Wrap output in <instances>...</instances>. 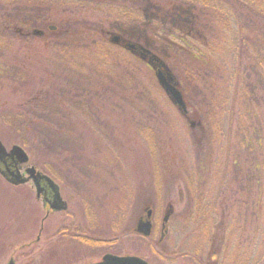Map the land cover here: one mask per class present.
Masks as SVG:
<instances>
[{
  "label": "rangeland",
  "instance_id": "obj_1",
  "mask_svg": "<svg viewBox=\"0 0 264 264\" xmlns=\"http://www.w3.org/2000/svg\"><path fill=\"white\" fill-rule=\"evenodd\" d=\"M62 1L0 11V141L67 206L0 174V264H264V0Z\"/></svg>",
  "mask_w": 264,
  "mask_h": 264
},
{
  "label": "water",
  "instance_id": "obj_2",
  "mask_svg": "<svg viewBox=\"0 0 264 264\" xmlns=\"http://www.w3.org/2000/svg\"><path fill=\"white\" fill-rule=\"evenodd\" d=\"M55 29H56L55 27H51V30H55ZM111 42L115 45H121L122 39L120 36H113L111 38ZM123 47L132 53H137L139 50H142V48H139L131 43L126 45L124 44ZM148 64L151 67H155V65H159V67L163 69V70H159L156 73V77L160 87H162V89L165 91V93L168 95L171 102L175 106L180 107L182 109H186L185 99L182 92L179 89V84L176 80V77L167 69V66L155 57L150 59V61H148ZM28 162H29V157L21 147L15 146L12 148L10 152H8L0 141L1 175H3L5 178L9 180L10 183L16 186L26 184L30 180L33 181L36 187L38 198H40L42 193L44 192L43 186H46L53 194L54 202L51 203L50 205L51 209L56 211L66 210L67 206L61 198L60 188L50 177L37 172L36 169L32 167L27 170V173L29 175L28 178H22L19 171L10 172L9 170V168H12L11 167L12 165L15 169L17 164L25 165L28 164ZM138 232L144 234L145 236L150 235L151 224L147 222L146 224L140 225ZM164 237H165V233L162 234L161 240H163ZM10 264H14V263L11 262ZM95 264H149V263L139 257L116 256V255L108 254L104 256L101 262Z\"/></svg>",
  "mask_w": 264,
  "mask_h": 264
},
{
  "label": "flooded vegetation",
  "instance_id": "obj_3",
  "mask_svg": "<svg viewBox=\"0 0 264 264\" xmlns=\"http://www.w3.org/2000/svg\"><path fill=\"white\" fill-rule=\"evenodd\" d=\"M137 1V2H136ZM133 3H137L138 6H140L143 10H148V11H151V5L153 4V1L152 0H132ZM147 2V3H146ZM143 5V6H142ZM137 11V9H136ZM139 11V10H138ZM134 15H138V17L141 16L140 13H134ZM43 34V33H42ZM10 164V163H9ZM12 168H9L10 172H14V171H19L20 175L22 176V178H27L28 177V174H27V170H28V166H21L20 164H17L16 166V170L14 169L13 165L11 166ZM7 182H9V180L7 178H5L4 176H2ZM31 182V181H29ZM10 183V182H9ZM11 184V183H10ZM44 188V192L42 193L41 195V198H38L39 200H42L43 201V206L45 209H47L48 211V214H50L51 212H53L51 209H50V205L51 203L54 202L53 200V194L51 193V191L49 190V188H47L46 186H43ZM146 212V211H145ZM146 217L147 219L151 220L153 219L152 216H151V212H146ZM169 213L170 211L167 212V214H165L161 220V235L163 233H165V236L167 235V233L169 232V229H168V223H169ZM150 214V216H149ZM143 218V217H142ZM147 219L145 220V223L146 222H150L151 221H147ZM167 219V220H166ZM154 229V220H152V227H151V230L153 231Z\"/></svg>",
  "mask_w": 264,
  "mask_h": 264
},
{
  "label": "trees",
  "instance_id": "obj_4",
  "mask_svg": "<svg viewBox=\"0 0 264 264\" xmlns=\"http://www.w3.org/2000/svg\"><path fill=\"white\" fill-rule=\"evenodd\" d=\"M14 1L21 2V0H0V11H2V10L3 11H6L8 9V7H9V5L13 4ZM25 1H32V0H25ZM41 1L42 0H40V2ZM66 1H62V2H66ZM82 2H84V0H82ZM93 2L95 3V1H93ZM43 3H45V2H43ZM90 3H91V1L89 2V4ZM218 6H219V3L216 4V7H218ZM20 8H21L20 9V12L18 13V16L20 17V19L23 18L24 16H27L29 13H31V10L30 9H27L26 7L20 6ZM127 8H126V10H127ZM133 10H135V9H133ZM131 13L132 14H134V13H137L138 14L139 12L135 10V11H133ZM29 20H26V21H29ZM4 31H5V29L3 27H0V34L3 33ZM50 33H53V32L50 31ZM166 38H167L166 41L171 40V42H172L171 44L172 45L175 44L174 41L171 39V37L168 38V36H166ZM52 136H54V137H50V139L52 140V142L50 144L53 145V146L58 145L59 144V141H56V140H58V137H55L56 136L55 134L52 135Z\"/></svg>",
  "mask_w": 264,
  "mask_h": 264
}]
</instances>
